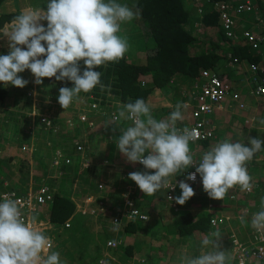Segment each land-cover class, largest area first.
<instances>
[{
	"label": "clouds",
	"instance_id": "9594fccd",
	"mask_svg": "<svg viewBox=\"0 0 264 264\" xmlns=\"http://www.w3.org/2000/svg\"><path fill=\"white\" fill-rule=\"evenodd\" d=\"M202 1H204V3L213 4L214 8L219 11L221 17V12L216 6V2L228 1L232 4H237L246 2L247 0ZM249 1L252 4V9L258 4L257 0ZM248 11L250 10L242 12L233 11L234 35L228 36L225 31V37L233 39V41L225 42L227 43V48L231 47L230 45H237L235 28L239 25L238 20L240 18L244 19ZM200 12L203 14L202 8H200ZM135 16L136 13L128 5L121 4L117 2V0H47L46 7L44 8L24 9L12 20L10 29L6 28V30L0 32L3 36L7 37L9 42L8 46L10 48L8 54L0 55V82L4 85L11 84L19 88H24L29 81L22 78L19 74L25 72V70H31V73L35 77V85H42L43 78L54 77L57 81L69 80L73 82L74 87H61L58 96V102L66 109L73 103L74 99L79 97L81 92H90L97 86H100L101 90L104 89V85L101 83L102 73L95 69L108 62L119 61L129 51L130 45L127 36H122L119 33L121 32V24L130 22ZM254 19L257 20L258 23H262L259 26H264V17L258 15L257 18ZM255 20L253 21V18L250 19L251 24L249 28L246 29L263 33L262 31L254 29ZM43 21H47V26L42 23ZM196 23L201 24V21ZM209 31L211 33L210 29ZM244 44L249 45L246 40ZM251 49L255 53H259L252 47ZM218 52L227 59V63L232 61L242 68V59L238 57V55H235L233 50L222 49ZM142 54H144V52H142ZM144 55L146 60L147 51ZM259 55H261L262 58L259 64H263V55L260 53ZM235 56L238 57V61L234 59ZM145 60H143V62ZM80 61L86 66L82 74L79 64ZM249 62L251 61L249 60ZM211 69L216 70L224 79L230 82L228 79L231 78H226L225 74L223 75L220 71V64ZM246 69L250 71L249 77H251L252 71L250 67H246ZM200 74L195 80L191 79L187 83H185L183 78L171 79L170 83H174V86L171 88V93H173V96L179 94L182 98L176 103L173 102L163 106V108H171L169 113L165 112L158 116L156 113L157 110H152L153 105L147 103L143 98H138L135 102H128L122 109L120 108L121 110L119 111L117 119H126L132 123L126 128H121L122 134L116 138L117 148L128 161L133 163L138 162L139 165H142L145 169V171L129 173L128 178L138 185L142 195V192L146 195H153L162 188H168L171 177L176 176L177 173L183 174L190 167L189 170L195 167V172L188 174V170V175H184L181 178L182 181H179L178 186L182 192L181 195L175 198V201L180 205H184L195 195L193 188H195L200 181H202L204 191L207 192L212 199L222 200L228 191L234 187L238 191L241 189L242 192L246 194L239 199H243L245 196L250 198L248 195H255V193L258 192L259 196L253 199L251 204L244 203L236 210L233 216L238 219L237 221H240L241 225L247 226L248 221H250L254 229L260 232V234L261 232L264 233V177L260 178L259 176V181L253 180V177L256 175L251 176L250 172L252 168H249V172L247 167V164L252 166V163L249 161L252 160L255 153L264 150V139L249 138L247 144L238 141L233 142L228 139H222L216 143L215 135L217 127H215L214 119L211 117H209V119L210 125L211 123L213 125L214 137L197 139V130L188 128L192 125L194 119L191 113L192 108L187 105L185 101L190 94L188 90L199 80ZM230 83L232 85L235 84L233 81ZM251 84L253 88L251 89L252 94H255L254 90L256 89V83L251 82ZM182 85H184V87L180 88ZM32 90H34V95L37 94L35 86L30 89V94ZM183 93L185 94L184 96L182 95ZM243 95L245 94H242V97ZM256 95L257 94H255V96ZM54 98L56 97L52 96L43 100L57 102ZM40 101H42V99H40ZM233 104L227 106L224 110L217 111L213 116L228 109L232 113H237L238 111L234 109L236 105ZM246 107L247 104L244 108ZM33 113H36V111L33 110ZM81 114H84V112ZM81 114H79V117ZM34 115H41L42 118L47 117L50 121L52 119L49 115H44L42 113ZM163 115L167 118L159 119V117ZM75 118V115L66 118L65 123L67 128H69L70 125L69 119L74 122ZM29 120L31 121V119ZM188 120L190 122H188ZM182 121H185V123H182ZM260 123L264 125V120H261ZM44 124H47L46 121H44ZM56 124L57 125L51 123L49 128L54 130L57 129L58 123ZM77 140H80L76 141V145L78 146V144L82 142L81 139ZM192 142H198L199 144L198 148L196 149L195 147L194 149L196 150L193 151L190 147ZM33 146L34 142L32 141L31 145H20L18 143L17 148L21 152L32 154ZM82 147H85L83 143ZM57 150L61 151L63 157H70L71 162L69 163H72L71 153L65 152L58 146L54 148L52 161L57 154ZM82 158L84 167H88L90 165L89 160L86 159L84 155ZM195 158H199V160L195 161ZM69 163H64L62 165ZM150 170H154V172ZM197 174H199L200 177L196 186L191 187L187 181H196ZM183 178L185 180H183ZM42 183L46 182L44 181ZM100 183L104 184V182ZM7 185L6 183L5 187H9ZM31 185L32 188L33 186H37L34 180ZM2 186L4 187V185H1L0 190H6L2 189ZM175 187L176 183L173 188ZM12 188L17 189L14 186L7 189ZM139 188H130L125 193V197L131 190H135L134 193L139 194L136 192ZM53 191L55 192V190ZM239 194H241L240 191L232 198H237V196H240ZM90 195L94 196V198L96 196L92 193ZM98 196H100V192ZM98 196L96 197L97 202H99ZM170 198L172 199V197ZM92 202L90 205L96 207L97 212H90V215H100V217H103L102 214L106 215L109 213V209L104 211L106 207H104L105 204H102L101 200L102 212L99 207L94 206ZM75 203V213L80 211L82 216L87 213L81 211L79 207L81 204L78 203L77 200ZM208 204L209 202H207L206 208ZM213 204L214 206L216 205L214 202ZM44 205H49V203ZM44 205L40 206V212L44 209ZM114 206L118 210H122L124 208V201L122 207L120 204ZM139 207L141 208V206ZM143 210L146 211L145 209ZM216 211L222 214L220 211ZM41 213L43 214L45 212ZM41 213H34L33 217L29 219L25 216L15 199H0V264H66V261L61 259V253L59 251H49L52 248L51 238L40 229L37 230L33 226L35 224V219L38 221H50L49 218L47 220L44 218L37 219ZM74 214L66 220V226L72 224L71 222L73 221L72 217ZM110 215L115 214L111 212ZM109 218L115 225L113 217ZM231 222L232 221H226V223H230L232 227L233 225ZM214 223L215 221H213V224ZM250 223L248 224L250 225ZM51 224L54 226L52 222ZM219 228L220 226L216 228L213 227L212 232L201 240V249L207 248V251L201 250L199 255H183L180 257V264H231V256L228 251L222 250L221 240L225 243L233 244V257L237 255L233 241L234 237H237L245 244H260V239L259 242H257L254 237H252V239L241 240L236 233L233 232V228L227 230L229 234L225 239L221 238L222 235ZM88 234L90 236V232H88ZM116 239L118 238L116 237ZM118 240L121 242L120 239ZM109 244L114 245L115 241H109ZM104 256L106 257V255H102L100 258ZM115 259L116 261L119 260L115 255L112 257L111 261L106 257L105 263L110 264ZM232 264H234V262H232Z\"/></svg>",
	"mask_w": 264,
	"mask_h": 264
},
{
	"label": "rangeland",
	"instance_id": "374dc122",
	"mask_svg": "<svg viewBox=\"0 0 264 264\" xmlns=\"http://www.w3.org/2000/svg\"><path fill=\"white\" fill-rule=\"evenodd\" d=\"M9 1L10 9L14 10L15 7H18V1L15 2V5L13 4V1ZM191 1V4L186 1L190 10L189 21L194 19V17L201 21L200 19L202 17V13H197L196 6H198L199 4H196L195 6V2L201 3L204 7L207 6L205 5L204 1ZM200 8L204 9L202 6ZM250 19L252 18L246 16V20H249L250 22ZM254 20L255 19L253 18V21ZM241 21V24L238 25V27L236 26L235 28V39L236 43L242 46L245 43L243 32L246 28H249V25L246 21ZM193 24L194 27L202 26V24L200 23L194 22ZM260 24L262 23H258L257 20H255L254 29L257 31H261L262 26H259ZM193 30L198 31V29L195 28ZM134 35L137 38L139 36V33H134ZM215 35V39H220V41H222V46L218 48V51H221L222 49H231V47L227 48V43L223 41H233V39L226 38L225 36H221L219 38V34ZM8 43V40L0 41V55H5L9 53ZM144 50L140 52V58L137 60L138 62L144 63L142 60L144 57V54H142V52H144ZM138 51L139 50H137V52ZM229 62L230 63L224 64V61H220V71L223 73V75L225 74L226 78H231L228 80H230V82L233 81L235 83L234 86L238 87V89L241 90L242 94H245L243 95V97L247 104L246 108H239L238 106H235L234 109L238 112H244L247 110L249 113H251L252 111H254L255 114L250 116L248 115L249 117L246 115L239 116L241 124H239V122L235 123L234 120H228L224 118V121L226 123H223V125L220 127L219 124L217 125L219 129L217 130L215 135L216 143L222 139H228L233 142L238 141L247 144L249 138L264 139V137H262L264 136V125L260 123L261 120H264V95L255 96V94H252L251 89L253 88L251 86L252 84L250 82L249 77L250 71L246 69V67L249 68L250 62L247 58H242V68H240L232 61ZM79 64L80 68L85 67L83 62L80 61ZM22 78L29 81V83L24 88H20L21 90L18 96L10 93L6 95L4 94L3 98L0 97V187L1 185H4L5 187V184L7 183V186L9 187L14 186L20 191H28L32 187L30 185L32 184L33 180L35 183H39V181H36L35 175L38 173L37 171L39 169H42V173H44L43 182L45 181L46 183H48L52 190H61L62 192H65L71 198H74V201L77 200V202L80 203L82 206L85 205L83 199L90 196L91 193L93 195H96V197L97 195H99V191L90 190V188H93L95 183L98 182H104L105 184V187L102 188L105 192H102V195H105L109 191H111V193H108V196L113 198V200H115L114 202H119L121 198L124 199L125 193L130 188H139L137 184H128L129 187L128 185L125 186V184L129 183L128 180H130L128 178L129 173L136 171H145V169L142 165H139L138 162L133 163L129 161L128 164L121 162L123 161L121 160L122 155L116 145V138L121 135V131L119 130L120 126L113 127V120L107 119L104 121V119L100 117L98 112L89 110V107L84 104V96L82 97V95H80L78 99H74L73 103L68 108L64 109L58 102L59 89L61 87H74L73 82L69 80L57 81L54 77L43 78L42 85H35V77L31 73V70H27L26 75ZM184 79L186 80L185 77ZM0 84L3 83L0 82ZM184 85H182L180 88H183ZM33 86H35L37 89V94L35 95L33 94L34 90H32L31 94L29 92ZM4 88L6 92H8L13 90L14 87L13 85L8 84L5 85ZM182 95L184 96L185 94L183 93ZM52 96L56 97L54 99H56L57 102H48L43 100ZM152 97L154 100L152 110H157L156 113L158 114V116L165 113V111L162 109L163 106H165L164 104H169L173 102L176 103L182 98V96L179 94L173 96V93H163L160 89L154 92ZM40 99H42V101H40ZM112 100L113 101H111L112 105H110V109L106 110L107 113L104 115L108 118L110 117V114L113 112L114 109H117L118 111L121 110V102L118 99L114 98ZM72 108H83V111H86L84 112V114L86 115L87 121H89L91 125V127H89V130L85 128L87 126H82V130H75L69 127L71 129L69 130L70 134L68 133V137H66L68 146H64L63 144L60 145L52 140L49 141L46 137L42 138V140L38 139V141L36 138L37 136L34 133V136L32 137V140L34 142V146L32 148V150H34L33 153L28 154L19 151V149L17 148L18 141L15 137L17 132L15 127L17 123H23L24 119H31V125L32 128H34L38 124V115L34 114L42 113L44 115H49L51 118L57 116L56 118L59 119L62 118L61 116L63 115L66 117L67 114H70V110ZM33 110H35L36 113H33ZM222 112H227L226 114L228 115L231 113L230 116H232V112L229 109ZM238 112L234 113V115L237 117L239 114ZM228 115L226 116L229 117ZM251 116H254V119L251 118ZM208 117L213 118V115H208ZM124 121L127 122V127L128 124L132 123L131 121H128L126 119H124ZM57 123H59V121H57ZM22 128L27 131L29 125H23ZM90 137H92L93 140L87 141ZM77 139H81V142L85 146L84 148H79L76 145V141H80ZM46 140H48V143L51 145L44 144ZM39 144L42 145L41 148L38 147ZM56 145L63 149L65 152H68L69 154L71 153L72 163L59 166L53 165L52 157L54 148H57ZM75 145L78 149L75 148ZM190 147L193 151L195 147H198V142H192L190 144ZM50 151H52L51 156ZM263 154L264 150L255 153L252 160L249 161L252 163V166L247 164L249 172V168H252V171L250 172L251 176L258 175L257 177H264ZM26 155H29L28 161H25L27 159ZM39 155L43 160L42 163L38 162V159L33 158L34 156ZM83 155L86 159L89 160L90 163H92V160L98 158L104 160L96 161L98 168L93 165L90 170L86 171V168L82 163ZM24 161L26 162V164L24 163ZM132 165H136L137 167L132 168ZM150 171L154 172V170ZM124 172L126 174H123ZM193 189L195 191V195L189 199V201H191L190 203H188L189 206H192V204L196 203V201H199V197L201 196V194L205 193L202 181H200L199 184ZM166 190L168 189L162 188L153 195H146L144 192H142V195L141 189L139 188L138 191L136 190V192H138L139 194L132 193V197L136 204L138 206H141L142 208L144 207V209L147 210L149 213V219L146 222L150 224H155L154 226H151L149 234L144 232L141 235H137V239H144L149 242H152L147 245V249L142 254V257L144 259H148L152 264H180L181 256L196 255V247L199 249L198 254H200L201 252V247L198 246L196 241L191 242L181 239V237H172L171 234L170 237L166 240L161 238V236L160 238L157 237L153 239V237L156 236L155 232L158 231L157 227L155 226H158V228L163 231L166 225L164 222L167 223L170 220L172 221L175 214H180L174 208L172 201L167 200ZM178 190H180L178 191L179 196V194L181 195L182 190L180 188ZM239 195L240 197L244 196L242 194ZM258 196V192H256L255 195H248V197L250 198H247V196H245V198L240 199L242 201L240 206H242L244 203L251 204V201L257 198ZM93 199V205L99 207L100 211L102 212V206L99 202H97V198L95 199L93 197ZM199 202H201V200ZM217 203L222 204L223 199L219 202L217 201ZM197 205H199V203ZM201 209L207 211L204 207V204ZM41 212L45 213H43V215L38 216L37 219H41L43 218V216H48L45 211V208ZM89 213L90 212H87L82 216L81 212L77 211L72 217L73 221L79 224V227H84L86 231L92 234L90 236L83 234L85 237L84 239H82L83 236H80V234H77V232L68 233L65 231L64 233V228L62 229V226L54 227L52 226L50 221H43L45 222L43 224L46 225L42 228L43 230H40L51 238L52 248L49 251H59L61 253V259L63 261H66V264H101L99 260L102 255H106L107 259L110 261L115 255L116 258H118L120 261H116L115 259L113 261V264H121V261L124 263L129 262L132 256L128 255L127 253L121 254V242L117 247H111L107 245V239L111 237V235L123 241V232L115 231L113 227H111L110 229H106L108 231L104 232L103 229L106 226L113 224L110 218H103L100 217V215H90ZM44 219L47 220L48 218ZM232 222L234 232L241 240H246L250 238L252 239V237H254L257 242H259L260 232H258L251 226L250 221H248L250 225L247 223V226L241 225L240 221L237 220H233ZM72 224L70 225V227L72 226ZM219 231L222 235L221 238L224 239L229 234L227 230L223 233V230H220L219 228ZM110 233L111 235H109ZM150 234H152V237ZM63 237H65L67 241ZM80 239H82V241L84 240V242H82ZM198 241L201 242L200 239H198ZM221 244L222 250L228 251L229 255L231 256V263L234 262V264H237V258L233 257V244L225 243L222 240Z\"/></svg>",
	"mask_w": 264,
	"mask_h": 264
},
{
	"label": "trees",
	"instance_id": "16d2710c",
	"mask_svg": "<svg viewBox=\"0 0 264 264\" xmlns=\"http://www.w3.org/2000/svg\"><path fill=\"white\" fill-rule=\"evenodd\" d=\"M4 1L5 0H0V6L4 5ZM186 1L190 4L192 2L191 0H117V2L131 7L136 13L134 19L131 20L132 24H134L132 31L134 33L141 31L144 36L143 41L146 42L145 44H154L155 46L147 49V58L144 63L135 60L132 53H126L119 61L108 62L105 65L96 68L95 70L102 73L101 83L104 85V89L101 90L100 86H97L90 92H81L79 94V96H84V104L89 107V110L98 112L104 121L107 119L113 120V127L119 125V130L121 131V128H126L127 125H123L124 119L114 118L115 114L119 116V111L117 109L113 110L109 118L104 116L107 113L106 110L110 109L113 98L118 99L121 102V109L126 103L135 102L138 98H143L148 102L149 98L152 97L151 95L159 89L163 93H170L172 86H174V83H170L171 79H179V77L184 76L186 80L184 78L183 80L185 81H190L191 79L195 80L204 67H217L220 64L219 62L223 61L225 57L217 51V48L222 46V41H220V39H215V34H219V38L225 36V30L222 26L219 11L215 9L214 5L211 3H205L207 7H204L201 3H195L199 4L200 7H204V9L200 19L202 26L194 27L193 23L195 22V17L189 21L190 10ZM258 6L246 12L244 19L242 18L241 20L246 21L247 24L250 25L251 23L249 20H246V16L249 18H257L258 15L264 17V8L262 6H259V8ZM20 12L21 11L18 9L8 12H0V26H3L6 22H12ZM194 28L198 29V31L193 30ZM209 29L211 30V33ZM261 31L264 33V26L261 28ZM130 42L131 45H134L133 41ZM142 44L144 43L142 42ZM230 46L231 50L234 51V54L238 55L241 59L247 58L250 61L261 63V55L252 51L249 45L244 44L241 46L237 44ZM133 50V47L129 48V52H134ZM85 67L80 68L81 74L85 70ZM260 76L264 77V69L260 71ZM4 86V84H0L1 98L4 97V94L11 93L17 96L20 94L19 92L21 89L19 87L13 86V90L10 89L11 91L6 92ZM93 102L97 103L96 107L92 105ZM163 110L169 113L171 108L164 107ZM83 112H86L83 111V108H72L70 114H67L66 117L63 115L61 116L62 118L57 119V116H54L50 123L57 125L56 123L59 121L58 128L55 130L49 128L50 126L48 124H44L41 115H38V124L34 128L30 125V120L24 119L23 123L16 124L15 128L17 132L15 137L20 145H31L33 141L32 137L35 133L37 140H42V138L46 137L49 141L52 140L60 145L63 144L64 146H68L66 137H68L67 135L70 132L69 130H71L70 128L76 130L81 129L82 126H87L85 128L89 130V127H91L89 121L80 119L79 114ZM72 115H75L76 119L69 125L70 128H67L65 123L66 118ZM23 125H29L27 131L22 128ZM48 140H46L44 144H49ZM88 140H93V138L90 137ZM41 146L42 145L39 144L38 147L41 148ZM33 151L31 153H33ZM51 154L52 151H50V156ZM26 156L27 159L25 161H28L29 155ZM33 158L38 159V162L40 163L43 161L40 155L34 156ZM125 159L127 160L126 157ZM25 161L24 163L26 164ZM94 162L96 163L95 159L90 163L91 166L89 165L85 170H90L93 165L98 168L97 163L95 164ZM42 171V169H39L37 171L38 173L35 175L36 181H39V183H36L37 185L43 182L44 173H42ZM99 183L100 182L95 183L94 187L90 188V190L99 191V203L101 200L102 204H105L104 207H106V209H104V211L109 209L108 214H102L103 218L113 217L114 215H110L111 212L113 214L121 215L122 210H118L114 205L120 204L122 207L124 201L123 198L119 202H114L115 200L108 196V193H111V191L102 195V192L105 191L99 188ZM45 184L48 186V183ZM7 188L9 187L2 186V189ZM241 203L242 202H238L239 206H237V208L233 205L234 210L232 211L229 201L224 200L222 204L215 205V210L212 212L201 209L203 206L202 204V206L200 204L197 205L198 203H195L196 205L192 204L190 208H187L178 214L179 216H174L172 221L170 220L167 223L164 222L166 225L163 231L160 230L158 226H155L158 231L155 232L156 236L153 237V239L157 237L160 238L161 236V238L166 240L171 234L172 237L177 236L187 241H196L198 246H200L198 239L202 240L212 232L213 227L210 222L211 216L216 214L222 218L223 221L219 226L220 230H223L224 233L230 228V223H226V221L230 222L238 220L233 215L236 213V210L241 207ZM203 204L205 206L207 201ZM194 205L195 207L197 206L196 209L194 208ZM44 208L48 216H43V218H49L55 227L62 226V229L64 228V233L65 231L68 233L77 232V234L83 236L82 239L85 238L83 234L89 235L84 227H79V224L74 221L72 222L74 224L71 227L66 226V220L76 211V203L65 192H62L61 190L55 191L54 199L49 205H44ZM216 210L220 211L222 214ZM41 215L43 214L41 213ZM154 225L155 224H150L139 219L124 218L120 226L116 227L112 224L106 226L103 231L107 232L108 230L106 229H110L111 227H113L115 231H122L124 239L121 241V254L127 253L132 256L135 254V251L143 254L147 249V245L152 243L147 240L144 242V239H137V235H141L144 232L149 234L151 226ZM109 235H111V233ZM150 235L152 237V234ZM111 236L114 237L113 235ZM82 239L80 240L82 241ZM82 242H84V240ZM135 245L137 246V250H135ZM201 250L207 251L208 249L205 248ZM198 253L199 249L196 247L195 254L199 255Z\"/></svg>",
	"mask_w": 264,
	"mask_h": 264
},
{
	"label": "built area",
	"instance_id": "2783aa9c",
	"mask_svg": "<svg viewBox=\"0 0 264 264\" xmlns=\"http://www.w3.org/2000/svg\"><path fill=\"white\" fill-rule=\"evenodd\" d=\"M216 6L221 12L223 27L228 36L234 35L233 11L242 12L252 9V4L249 0L237 4H232L228 1H219L216 2ZM244 38L247 44H249L255 51L263 55L262 57L264 59V34L258 33L251 29H246L244 31ZM234 59L236 61L239 60L237 56H235ZM249 65L250 70L252 71L250 80L251 82L256 83V89L254 90L255 94H264V77L260 76V71L264 69V65L259 64L256 61H251ZM188 91H190V94L185 103L192 108L191 113L194 119V122L188 128H194L197 130V139H207L214 137V129L212 128L213 125L212 123L210 125V119L208 115H213L217 111L224 110L227 108V106H230L233 103V105H236L239 108H244L246 106V102L242 97L241 91L226 79H224L216 70L211 68L202 69L199 80L194 83L193 87H191ZM92 105L96 107L97 103L93 102ZM80 118L81 120L86 119V115L81 114ZM114 118L117 119L118 116L115 114ZM43 120L46 121L48 125L51 124V121L47 117H43ZM69 122L70 124L73 123L71 119H69ZM78 147L81 148L82 144L79 143ZM199 158H195L194 160L198 161ZM69 162H71V158L68 156L63 157L60 150H57V154L52 161L53 165L55 166H59ZM192 172H195V167L189 170L188 174ZM199 177V174H197L196 181L187 182L191 187H195ZM175 183L177 187L179 181H170L169 189L167 191V198L169 201H172V204L175 208H178V204L174 200L176 187H173L175 186ZM103 187L104 184L99 183V188L102 189ZM33 188L31 187L27 192H22L15 188L0 191V199H15L24 212L25 216L31 219L34 213H41L40 206L48 204L54 199V191L51 190V188L45 183H40L37 186H33ZM134 192L135 190H131L126 194V197L124 199V208L122 209L121 215L115 214L113 216V222L116 226H120L124 218L139 219L143 221L149 219V214L135 203L132 197V193ZM93 197L94 196L91 195L86 197L84 199L85 205L79 206L83 213L97 212V208L90 205L92 200H94ZM170 197H172V199ZM214 208L215 207L213 202H209L206 210L208 212H212L215 210ZM213 221H215L214 224ZM222 221V218L216 214H214L210 218L211 225L215 228L219 226L220 222ZM43 223L45 222H43L42 220H36L33 226L37 230H39L46 225ZM109 241H115V244L110 245ZM233 241L237 252V264H264L263 232H261L260 234V244H245L241 242L237 237H234ZM119 244L120 241L116 239V237H110L107 240L108 246L117 247ZM100 262L105 263L106 257L104 256L100 258ZM142 262H144V264H152L149 260L144 258H142Z\"/></svg>",
	"mask_w": 264,
	"mask_h": 264
},
{
	"label": "crops",
	"instance_id": "0c3cea01",
	"mask_svg": "<svg viewBox=\"0 0 264 264\" xmlns=\"http://www.w3.org/2000/svg\"><path fill=\"white\" fill-rule=\"evenodd\" d=\"M11 1H13L12 3L15 5V2L16 1H18V7H15L14 8V10H20V11H22V10H24V9H34V8H37V7H40V8H44V7H46V5H45V3L47 2V0H11ZM258 1V5L259 6H262L263 8H264V0H257ZM196 3V2H195ZM4 5L3 6H0V12H8V11H13V9H10V1L9 0H5L4 1V3H3ZM257 5V6H258ZM195 6H196V4H195ZM258 6V7H259ZM197 7V13L198 12H200V7H198V6H196ZM131 8V7H130ZM260 8V7H259ZM241 19L242 18H240L239 20H238V22H239V25L241 24ZM195 20V23L196 22H198L199 20L198 19H194ZM131 22V21H130ZM130 22H126V23H124L123 25H121V32L119 33L120 35H122V36H127V38H128V41H129V45H130V47H133V51L134 52H127V53H132V55H133V57L135 58V60H138L140 57H139V54H140V52L142 51V50H144V54H146V51H147V49H149L150 47H153V46H155L154 44L153 45H151V44H145L146 42L145 41H143V38H144V36L142 35V33H141V31H137L138 33H139V36L136 38L135 37V35H134V32L132 31V27L134 26V24H132V22L130 23ZM45 26H47V21H43L42 22ZM11 22H6L3 26H0V32H2L3 30H6V28L7 29H10L11 28ZM8 39H7V37H5V36H3V34L2 33H0V41H7ZM130 41H133L134 42V45L132 44L131 45V42ZM142 42L144 43V44H142ZM26 47V46H25ZM137 50H139L138 52H137ZM8 51H10V48H9V46H8ZM142 60H145V55H144V57H143V59ZM223 61H224V63H227V59L226 58H224L223 59ZM26 73H27V70H25V72H23V73H20V76L22 75V77H24L25 75H26ZM182 78H184V76H181V77H179V79H182ZM188 81H185V83H187ZM158 91V90H157ZM151 96H153V94L151 95ZM153 97H151V98H149V100H148V102L147 103H149V104H151V105H153ZM164 105H167V104H164ZM227 112H222V113H218V114H216V115H214L213 116V119H214V124H215V127H218L217 125L219 124V127L220 126H222L223 125V123H226L225 121H224V118H226V119H228V120H234V122L235 123H237V122H239V124H241V122H240V119H239V116H241V115H246V116H250V115H253V114H255V112L254 111H252L251 113H249L247 110L246 111H244V112H238L239 114H238V117L237 116H235L234 115V113H232V116H230V114L228 115V114H226ZM226 115H228L229 117H227ZM248 116V117H249ZM243 117V116H242ZM167 117L165 116V115H163L162 117H159V119H166ZM251 118H253L254 119V116H251ZM252 119V120H253ZM218 123H217V122ZM188 122H190L189 120H188ZM182 123H185V121L183 122L182 121ZM124 126H126L127 125V122L126 121H124V124H123ZM130 124H128V126H129ZM219 127L218 128H216L217 130L219 129ZM199 145V144H198ZM198 147H196V149H197ZM196 149H194V150H196ZM121 160H123V161H121V162H123V163H125V164H128L129 163V161L128 160H126L125 159V157L123 156V154L121 153ZM264 155V154H263ZM102 160H104V159H101V158H98V160L97 159H95V161H102ZM106 160H107V158H106ZM124 165V164H123ZM137 166L136 165H132V168H136ZM126 168H127V165H126ZM191 168V167H190ZM189 168V169H190ZM189 169H187L183 174H181V173H177L176 174V176H173V177H171L170 178V181H172V180H175V181H180L181 180V178L184 176V175H187V171L189 170ZM123 174H126L125 172L123 173ZM184 179V178H183ZM253 180H255V181H259L260 179H258V177L257 176H255V177H253ZM128 182L129 183H127V184H125V186L126 185H128V184H130V185H132V184H136L134 181H132L131 179L130 180H128ZM128 187H129V185H128ZM238 187V186H237ZM167 189H169V187L167 188ZM179 189V186L177 185V187H176V189H175V198L178 196V191H180V190H178ZM240 192H241V194H243V195H246V194H244L243 192H242V190L240 189L239 190ZM238 190H236V188L234 187V188H232V189H230L229 191H228V193L224 196V198H223V201H224V199H227V201H229V203H230V208H231V210L233 211L234 210V206L233 205H235V207L237 208V206H239V204H238V202H242L240 199H239V197L240 196H237V198L235 199V198H232V197H235V194L237 195L238 194V192H239ZM166 194H167V190H166ZM180 195V194H179ZM122 199V198H121ZM234 199V200H233ZM175 200V199H174ZM196 200H198V199H196ZM201 200V202H199ZM199 201H196V203H199V204H202L203 205V203H205L206 201L207 202H214L216 205L218 204L217 203V201L219 202V201H221V200H219V199H212V198H210L209 197V195L207 194V192H205V193H203V194H201V196L199 197ZM226 201V200H225ZM191 201H187L184 205H180V204H178V208H175L176 209V211H178L179 213H181L182 211H184V210H186L187 208H190V206L188 205V203H190ZM233 202H234V204H233ZM195 204V203H194ZM196 205V204H195ZM195 205H194V208L196 209L197 208V206L195 207ZM201 205V206H202ZM205 206H206V204H205ZM204 206V207H205ZM142 208V207H141ZM220 208V207H219ZM143 209H144V207H143ZM221 209V208H220ZM222 210V209H221ZM147 211V210H146ZM147 213H148V211H147ZM149 214V213H148ZM176 215H178V214H175L174 216L176 217ZM179 216V215H178ZM163 218V217H162ZM173 220V219H172ZM35 221H36V219H35ZM230 228H233V227H231L230 226ZM234 232V231H233ZM92 235V234H91ZM144 242H145V240H144ZM53 244H54V242H53ZM65 245V244H64ZM135 250H137V246L135 245ZM138 251H135V254L134 255H132V258L129 260V262H126V263H124V262H122L121 261V264H144V262H142V253L141 252H139V253H137ZM131 256V255H130ZM148 260V259H147ZM114 262H112V263H110V264H113Z\"/></svg>",
	"mask_w": 264,
	"mask_h": 264
}]
</instances>
